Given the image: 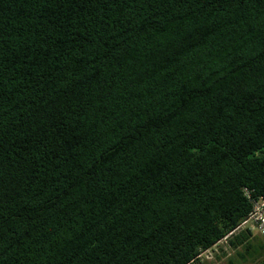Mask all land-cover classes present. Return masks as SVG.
Returning a JSON list of instances; mask_svg holds the SVG:
<instances>
[{"label":"trees","instance_id":"1","mask_svg":"<svg viewBox=\"0 0 264 264\" xmlns=\"http://www.w3.org/2000/svg\"><path fill=\"white\" fill-rule=\"evenodd\" d=\"M263 150L264 0H0V264H264Z\"/></svg>","mask_w":264,"mask_h":264},{"label":"rangeland","instance_id":"2","mask_svg":"<svg viewBox=\"0 0 264 264\" xmlns=\"http://www.w3.org/2000/svg\"><path fill=\"white\" fill-rule=\"evenodd\" d=\"M245 229H249L258 242L260 241L259 239H262L257 230L253 229L251 223L247 222L242 230ZM239 260L236 253L229 247L226 241H223L218 247L201 256V264H248L245 262L242 263Z\"/></svg>","mask_w":264,"mask_h":264},{"label":"built area","instance_id":"3","mask_svg":"<svg viewBox=\"0 0 264 264\" xmlns=\"http://www.w3.org/2000/svg\"><path fill=\"white\" fill-rule=\"evenodd\" d=\"M244 193L253 205V210L249 216V222L252 224L253 229L257 230L259 235L264 239V199H252L248 189H245Z\"/></svg>","mask_w":264,"mask_h":264},{"label":"clouds","instance_id":"4","mask_svg":"<svg viewBox=\"0 0 264 264\" xmlns=\"http://www.w3.org/2000/svg\"><path fill=\"white\" fill-rule=\"evenodd\" d=\"M248 223H250V222H248ZM245 225H246V224H245ZM245 225H244V226H245ZM208 252H209V251H208Z\"/></svg>","mask_w":264,"mask_h":264}]
</instances>
